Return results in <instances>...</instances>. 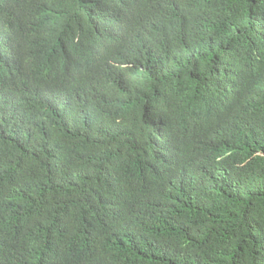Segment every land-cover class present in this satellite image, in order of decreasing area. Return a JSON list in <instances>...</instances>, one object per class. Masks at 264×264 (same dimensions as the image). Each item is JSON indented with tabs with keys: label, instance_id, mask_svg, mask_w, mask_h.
I'll use <instances>...</instances> for the list:
<instances>
[{
	"label": "trees",
	"instance_id": "1",
	"mask_svg": "<svg viewBox=\"0 0 264 264\" xmlns=\"http://www.w3.org/2000/svg\"><path fill=\"white\" fill-rule=\"evenodd\" d=\"M113 2L136 38L51 84L30 59L47 50L30 49L38 24L90 36L111 5L1 0L0 264H264V0H157L168 16ZM252 17L260 33L239 39ZM227 99L226 157L189 160L175 182L160 124Z\"/></svg>",
	"mask_w": 264,
	"mask_h": 264
},
{
	"label": "clouds",
	"instance_id": "2",
	"mask_svg": "<svg viewBox=\"0 0 264 264\" xmlns=\"http://www.w3.org/2000/svg\"><path fill=\"white\" fill-rule=\"evenodd\" d=\"M90 2L97 4L101 9L103 5H111L112 11H107L106 17L102 19V31L90 33L87 36L86 32H73L67 33L65 29L59 23H39V27L43 31V35L38 39H33L30 44L32 50L35 45L34 42L40 41L42 46L46 47L45 53L36 55L31 54L30 59L32 60L37 80L40 82H48L51 84H58L62 81L73 79L77 73H85L89 69L94 68L96 70H102L107 68L111 64L109 57V51L118 45L129 43L136 38L135 30H127L126 25L119 23L120 20L125 19L124 10L118 7L112 0H89ZM120 5L128 3L133 6L136 13L146 12L148 10H155L160 12L162 15L168 16L175 14L176 12L172 7H166L165 10L160 11L157 4V0H115ZM194 2H200L201 0H193ZM108 2V3H107ZM180 4L185 5V0H180ZM102 5V6H101ZM7 5L1 3L0 0V15L4 14ZM79 7V5L77 6ZM76 10V9H75ZM88 15V7H81L77 11H81ZM239 21L237 18L234 22L236 26ZM254 17L247 19V25L243 29V32L239 39L245 35V33H253L252 38L259 34L262 26L257 27L253 24ZM261 28V29H260ZM246 30H249L246 32ZM264 32L259 38L258 44L264 43ZM89 35V34H88ZM117 37L118 41L107 48L111 37ZM84 37H87V39ZM149 39L143 38V46L141 54L138 58L140 71L145 70V60L141 59L149 50ZM241 45V44H240ZM247 49V44L244 43ZM231 45L228 47L229 51L236 57H242L241 53L236 54L235 47ZM231 48V49H230ZM243 49V47H242ZM61 55L65 56L66 59L62 62ZM132 68V65H127ZM230 99H227L221 105H209L206 108H200L194 115L184 120H177L176 116L180 111L175 110L174 121L171 124H160L161 128L158 131L159 137L156 139L167 142L168 147H175L176 155L174 156V176L175 182H182L186 180L184 176V166L189 160L199 161L202 159H217L221 160L226 157L227 150H230L229 139L221 137L223 130L229 129L227 126L229 121L233 119V115L230 116L231 111L236 107L233 105V101L226 108V110L218 115V112L223 105L227 104ZM208 117L204 118L206 114ZM170 131L173 132L170 136ZM216 138L215 141H212ZM210 177V173H206L200 178H194L196 182H202L205 178ZM220 184L216 186L219 190Z\"/></svg>",
	"mask_w": 264,
	"mask_h": 264
}]
</instances>
